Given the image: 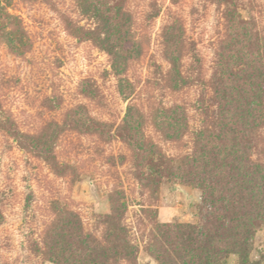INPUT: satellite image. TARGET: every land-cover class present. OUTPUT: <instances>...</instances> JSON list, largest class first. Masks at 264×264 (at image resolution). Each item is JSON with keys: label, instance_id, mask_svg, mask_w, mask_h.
<instances>
[{"label": "rangeland", "instance_id": "rangeland-1", "mask_svg": "<svg viewBox=\"0 0 264 264\" xmlns=\"http://www.w3.org/2000/svg\"><path fill=\"white\" fill-rule=\"evenodd\" d=\"M1 2L0 264H62L56 258H65L76 223L118 264H176L161 255L175 244L169 227L197 225L202 197L175 177L176 166L198 156L196 134L213 125L204 108L216 107L209 81L219 46L241 26L264 45V0H124L130 37L122 44L140 50L124 63L122 94L108 53L72 29H94V0ZM174 23L188 83L179 91L165 81L164 34ZM173 105L187 118L177 141ZM259 134L252 157L264 162V129ZM141 135L150 146L140 145ZM249 261L264 264L263 226Z\"/></svg>", "mask_w": 264, "mask_h": 264}, {"label": "trees", "instance_id": "trees-1", "mask_svg": "<svg viewBox=\"0 0 264 264\" xmlns=\"http://www.w3.org/2000/svg\"><path fill=\"white\" fill-rule=\"evenodd\" d=\"M1 4L0 0V12ZM90 11L97 21L94 29H72L108 53L112 69L120 77L118 87L122 94L129 87L122 78L124 63L140 50L134 42L122 44V37H130L124 0H94ZM165 30L164 58L170 65L165 81L170 89L179 91L188 84L178 51L182 35L175 23ZM253 40H257L256 33L241 26L240 32L219 46L215 73L209 81L210 102L216 107L213 111L204 108L206 114L211 113L213 125L196 134L201 145L198 156L185 157L176 166L175 177L202 194L199 223L169 227L175 244L162 249L161 255L172 258L176 264H210L229 254H236L239 264H254L249 261L251 239L257 228L264 227V162L252 157L259 141L263 142L259 132L264 129V45L254 44ZM131 110L129 107L128 114ZM168 113L170 134L177 141L187 129L185 109L173 105ZM87 122L89 127H100L90 118ZM18 138L36 147L28 144L26 136ZM126 139L132 142L129 136ZM138 141L141 146H150L142 135ZM108 219L113 224L112 218ZM115 229L122 233V226L115 225ZM72 232L66 241L65 258L58 256V262L118 264L79 224Z\"/></svg>", "mask_w": 264, "mask_h": 264}]
</instances>
